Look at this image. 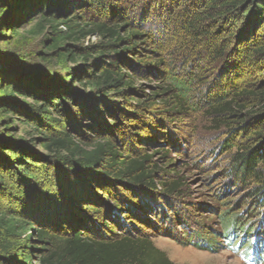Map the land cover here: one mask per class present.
<instances>
[{
	"label": "rangeland",
	"instance_id": "1",
	"mask_svg": "<svg viewBox=\"0 0 264 264\" xmlns=\"http://www.w3.org/2000/svg\"><path fill=\"white\" fill-rule=\"evenodd\" d=\"M50 1L57 2V8L64 12L65 16H78L77 22L106 23L108 26L126 25L138 29L141 35H144L138 38L139 48L118 55L119 60L127 57V62L125 60L127 68L136 65V72L129 71L134 77L132 93L126 97L113 94L104 98L109 107L107 112L102 113L94 108L101 116L100 121H95L92 112H87L80 118L73 117L76 125L73 130H69L72 125L61 126L64 131H69L75 142L107 138L112 141L121 156L135 160L148 157L145 166L154 172L152 178L156 185L180 182V188L173 194L167 195L159 185L156 189H150L152 192L145 195L146 197H133V199L129 193L126 194L128 191L126 193L121 191L123 187L117 185V195L123 194L126 201L130 200L128 204L139 202L135 205L133 219H128V222L135 225L138 233L147 235L175 264H264V260L250 261L243 256L247 243L242 233L230 242L224 240L222 236L224 224L227 223L223 219L225 214L232 217L231 220L238 218L241 224L247 222L251 227L253 225L258 229L264 227L263 207L247 197V189L238 184L239 179H236L231 172L232 154L249 147L257 134L261 136L259 143L264 142L262 101L264 54L254 56L250 49H247L252 43L264 44V18L258 21L257 28L253 30L254 41L251 39L248 43L243 41L236 45V39L232 38L236 33L239 39L245 38L247 32L245 30L248 25L254 23L255 13L261 6L257 3L259 0H217L209 5L210 0ZM262 12L263 16L264 7ZM191 13H201L202 21L198 22L197 26L198 29L204 28L208 32L205 37L188 36L184 31L186 28L184 17ZM49 31L46 29L33 42L24 41L22 38L11 39L10 34L5 32V38L0 42V46L3 47L0 53V68L35 74L37 78L34 80L45 81L50 85L65 78L74 85L75 97L78 101L86 98L96 103L97 99L91 95V89L82 86L87 78L84 74L87 72L86 76L91 75L96 52L109 50L112 42L96 34L78 41H68L69 47H73L77 54H86L90 58L85 61L78 57L74 64L69 65L70 70L62 71L60 64L54 60L56 57L54 53L45 51L47 43H44V38H51L47 34ZM124 47L123 44H119L118 49ZM133 50L138 53L139 64L133 55ZM226 52L228 55L225 56ZM101 59L105 62L114 60L107 56ZM158 60H162L163 65L158 63ZM127 68L126 72H128ZM72 71L76 74L71 77L69 74ZM168 71L171 75L175 74L179 79L184 80L196 75V80L189 91L193 106L186 115L170 114L168 102H173L172 95L169 93L159 95L160 88L167 83L165 77ZM29 81H33L31 76ZM211 81L223 91L234 87L239 88L234 93L241 90H256L261 93L260 98L242 97L238 100V104L243 107L240 110L244 115L243 118L249 120L250 117L247 116L249 114L252 119L246 123L242 121L244 125L231 124L236 129L234 133L224 125H219L218 121H221V118L213 117L208 113L207 98L203 94L210 87ZM62 86L68 89L64 83ZM209 94L208 98L212 96L211 93ZM132 98H135V101H132ZM17 103L28 110L26 104L32 105V100L19 99ZM31 113L28 115L33 117ZM28 115H0V133L6 138L22 141L21 143L26 144L31 153L48 156L47 161L52 160L57 163L60 171L67 170L64 154L48 155L39 147V143L34 141L32 129L34 123L30 121L31 126H25L23 123V120H28ZM214 120L217 122L215 123ZM214 125H217V128ZM165 151L168 152L166 157L162 155ZM170 161L172 164L169 165ZM30 164L34 174L33 179H26L30 190L26 193L24 186L18 181H8L13 186L1 187L3 188L1 201L6 204L0 203L2 209L5 211L8 209L11 213L27 210L25 218L30 224H35L34 229L38 228L40 224L38 221H41L38 219L39 212L49 219L50 216L56 215L55 211L59 213L60 208L62 213L68 212L67 221H78V211L70 206L64 207L53 197L57 182L56 177L51 175L55 172L50 169L54 164L46 165V168H49L47 171L45 165H41L38 161L32 160ZM35 174L38 177H35ZM66 175H68L66 172H61V185L66 183ZM21 177H24L23 174ZM98 184H88V187H92V191L96 193L97 202H94V205L102 198L104 192L102 184L100 182ZM86 190L87 188L81 191L84 193ZM114 192L113 194H116ZM113 194L111 200L115 201ZM48 200L54 202H47ZM145 204L152 208L159 207V210L153 208L152 212V208L146 207V209ZM94 205H91L92 208ZM38 206L40 209L35 210ZM75 206L79 208L78 210L86 207ZM31 213L36 214L35 220L31 219L33 218ZM165 216L171 217L173 223L166 222L168 218L164 220ZM111 226L112 229L107 231L108 236L124 232L117 223H111ZM171 226L174 229H170ZM62 227L59 225L57 228L63 230ZM168 229L172 230L175 237L169 235ZM75 230L81 231L83 228L78 227ZM197 238L210 242L209 244L214 245L213 250L193 245L194 242H198ZM249 238V241L254 240ZM19 239L22 243L27 237L21 235ZM10 241L19 240L13 237ZM239 242H243L240 247ZM203 245L205 247L207 243L203 242Z\"/></svg>",
	"mask_w": 264,
	"mask_h": 264
},
{
	"label": "trees",
	"instance_id": "2",
	"mask_svg": "<svg viewBox=\"0 0 264 264\" xmlns=\"http://www.w3.org/2000/svg\"><path fill=\"white\" fill-rule=\"evenodd\" d=\"M216 1L210 0L208 5ZM50 2V0H0V42L5 38V32L10 34L11 39L22 38L24 41L33 42L38 35L48 29L50 31L46 33L51 38H44V43H47L45 51L54 53L56 56L54 60L60 64L62 71L70 70L69 65L74 64L78 57L85 61L90 58L86 54H77L73 47H69L68 41H78V39H85L96 34L98 37L109 39L112 45L109 50L96 52V58L94 57L96 61L91 75L86 76L87 72L84 74L87 78L82 86L91 89L90 93L97 99L96 103L86 98L78 101L75 97L74 85L72 82H67L65 78L50 85L45 81L34 80L37 78L35 74L0 68V115L24 116L32 112L33 117H30L29 114L28 120H23V123L25 126H31L30 121L34 123L32 126L34 141L38 142L39 147L48 155L64 154L66 160L64 163L67 166V170L60 171L57 163L55 164L52 160L47 161L48 156L31 153L26 144L21 143L22 141H15L11 137L6 138L3 133H0V203L6 205L4 201H1L3 193L1 187L13 186L8 181H18L24 186L26 193L30 190L26 179H33L34 174L30 164L32 160L45 165L46 171L49 170L46 165L51 163L54 166L50 170L55 172L51 175L56 177L57 182L53 197L57 203L61 202L64 207L70 206L73 210L78 211L79 220L76 222L67 221L66 214L68 215V212L62 213L61 208L58 209L59 213L55 211L56 215L50 216L49 219L39 212L38 219L41 221H38L40 223L38 228L34 229L35 224H30L25 218L27 210L11 213L8 209L3 210L0 205V264H175L154 245L147 235L138 233L135 225L128 222V219L134 216L135 205L139 202L128 204L130 200L126 201L123 194L117 195L118 188L116 186L123 187L121 191L125 193L128 191L126 194L129 193L133 199V197H144L152 192L150 189H156L159 185L167 195L173 194L180 188V182L156 185L152 178L154 172L145 166L148 157L135 160L121 156L119 150L107 138L90 142H75L69 131L61 129L62 124H69L72 125L69 130H73L76 128L73 117L80 118L87 112H92L94 120L100 121L101 116L95 112L94 108L106 113L109 107L103 100L104 98L113 94H121L126 97L132 93L134 77L133 74H129V71L136 72V65L127 68L125 64L127 57L119 60L118 55L121 53L124 55L127 51L139 48L138 38L142 35L138 29L126 25L108 26L106 23L77 22L78 16H65V13L57 8V2ZM257 3L261 5L259 8L261 11H256L257 14L255 13L253 18L254 23L248 25L245 30L247 31L245 38L239 39L236 37L237 33L232 36L233 40L236 39V45L243 41L248 43L251 39L254 41L253 30L257 28L258 21L260 22L264 18V15L262 16L264 0H259ZM195 7L197 6L195 5ZM200 15L201 13H191L184 17L185 21H183L186 24L184 31L188 36L205 37L208 34L204 28L198 29V22L202 21ZM205 17L210 19L209 16L205 15ZM119 44H123L125 47L118 49ZM259 44L257 42L248 45L247 49H250L252 55L264 54V44ZM2 49L3 47L0 46V53ZM227 52L224 53L225 56L228 55ZM133 53L137 64H139L138 53L134 50ZM103 56L114 60L105 62L101 59ZM159 62L162 64V60H158ZM141 63L143 62L141 61ZM126 68L128 72L125 71ZM75 74L76 72L72 71L69 75L72 77ZM30 76L33 81H29ZM195 77L196 75L184 80L179 79L175 74L171 75L169 71L167 72L165 77L167 83L160 88L159 95L168 93L172 95L173 102H168L170 114L186 115L191 110L193 101L189 91L196 80ZM63 83L68 86V89L62 86ZM238 89L230 87L223 91L214 81H211L210 87L203 94L207 98L208 113L213 117L221 118V121H218L219 125L227 127L231 133L236 130L231 124H242L252 119L249 114L247 115L250 117L249 120L243 118L244 115L240 112L243 107L238 104V100L242 97L260 98L261 95L256 90H241L234 93ZM209 93L212 95L210 98H208ZM19 99H31L32 105L26 104L29 108L27 110L17 103ZM132 101H135V98H132ZM262 101L264 103V99ZM214 122L216 123L217 120ZM46 124L47 126H45ZM214 126L217 128V125ZM55 127L56 130H54ZM260 137L257 134L249 147L237 150L232 154L231 172L236 179H239L238 184L247 189V197L264 209V142L259 143ZM167 154L166 151L162 152L164 157ZM170 164H172L171 161ZM62 171L68 175L65 176L66 183L61 185ZM82 173L84 174L78 175ZM21 174L24 177H21ZM49 176L47 177L50 178ZM35 177L38 176L35 174ZM107 179L110 180L107 181ZM99 182L102 184L104 192H102V198L94 205V202H97L96 193L92 191V187H88V184H98ZM85 188L87 190L83 193L81 190ZM113 192L117 193L113 194ZM111 193L114 195L115 201L111 200ZM47 202L54 201L48 200ZM85 202L88 203L85 204ZM75 205L86 207H83V210H78L79 208ZM91 205H94V208ZM144 206L145 208L151 207L146 204ZM156 209L159 210V207ZM41 210L43 209L41 208ZM148 213H150L149 210ZM31 217L35 220L36 214L31 213ZM231 218L228 214L223 216L224 221H227L222 232L224 240L233 241L242 233L247 243L246 252L242 253L243 256L250 261L264 260V227L258 229L255 225L251 227L247 222L241 224L238 222V218L232 220ZM134 219L136 218L134 217ZM165 219L169 224L173 223L171 217L165 216ZM111 223H117L124 232L122 234L112 233L113 236H108L107 231L112 229ZM59 225L63 226V230L57 228ZM78 227L83 230H75ZM170 229H174V227L171 226ZM134 232L135 234H133ZM169 233L172 237L175 235L172 230H169ZM21 235L27 237L22 243L19 239ZM13 237L19 241L11 242L10 239ZM249 237L254 240L249 241ZM197 241V243H193L196 247L210 250L214 248V245L209 244L210 242L203 238H197ZM203 242L207 243L205 247ZM242 243L239 242V247L243 245Z\"/></svg>",
	"mask_w": 264,
	"mask_h": 264
}]
</instances>
